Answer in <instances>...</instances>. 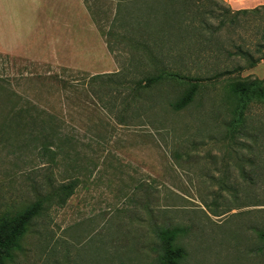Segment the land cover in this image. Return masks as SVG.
I'll list each match as a JSON object with an SVG mask.
<instances>
[{"label":"rangeland","instance_id":"obj_1","mask_svg":"<svg viewBox=\"0 0 264 264\" xmlns=\"http://www.w3.org/2000/svg\"><path fill=\"white\" fill-rule=\"evenodd\" d=\"M263 5L85 0L88 52L80 38L55 62L0 52V77L60 123V140L48 151L25 142L27 133L0 140V217L50 186L78 182L64 207L52 206L31 224L5 264H156L157 234L167 228L184 231L176 242L186 253L182 264H264V139L231 136L239 121L247 130L264 128V104L252 101L238 120L227 96L231 83L264 80V49L254 47L264 11L219 28L223 11ZM236 45L262 60L249 68L233 55ZM16 50L40 51L27 39ZM161 68L187 78L145 86ZM116 73L129 87L116 103L91 92L107 84L92 77ZM59 81L89 93L59 96ZM194 84L192 103L174 111Z\"/></svg>","mask_w":264,"mask_h":264},{"label":"trees","instance_id":"obj_2","mask_svg":"<svg viewBox=\"0 0 264 264\" xmlns=\"http://www.w3.org/2000/svg\"><path fill=\"white\" fill-rule=\"evenodd\" d=\"M262 11H264V5L252 10L223 11L220 16L219 28H223L226 24L237 28L241 25V19H248L249 16H258ZM228 17L229 22H227ZM259 38L260 42L254 47L258 53H262L264 49V26ZM233 48V55L245 60L249 68H254L262 60V58L254 59L251 49L245 46L236 45ZM29 64L31 67L34 66L32 63ZM107 76V78L105 75L92 77L91 82L107 79V84L99 88L98 91L93 87L90 88L95 96L101 98L105 96L114 104L123 97L122 91L128 90L129 87L125 84L120 85L122 83L118 79L120 78L119 73ZM186 78L179 73L168 72L166 69L161 68L158 75L146 79L145 86L150 87L163 80L183 81ZM36 79L38 81L41 80L37 76ZM51 81L57 82L58 79L54 77ZM10 82V78L4 79L0 77V140L5 142L6 134H13L19 137L27 133L28 139L25 142L32 145L38 144L42 150L48 151L54 145L55 140H60V123L52 115L40 111L33 100L19 94ZM15 85L18 86V83ZM122 86L124 89H120ZM58 87V95L67 99H70L71 96L75 97L89 93L83 84L78 86L69 81H59ZM197 92L198 85H192L180 99L171 105V108L174 111L183 110L192 103ZM227 96L237 106L238 120L242 119L243 110L249 103L258 101L264 104V80L231 83L227 90ZM129 98L130 96L125 97L122 103L124 106L129 102L127 101ZM240 122L234 126L232 137H236L239 134L242 139L245 138L247 141L252 142H257L259 137L264 139V128L247 130L240 127ZM244 144L247 145L246 142ZM77 185V181H71L66 184L50 186L48 193L38 196L35 201L27 204L18 212L6 213L0 217V264H5L13 259L14 253L20 250V243L35 220L40 218L52 206L62 208L66 205L67 201L74 195ZM183 233L184 231L179 228H167L158 232L159 252L156 264H182L186 253L176 242ZM261 238L264 239V235Z\"/></svg>","mask_w":264,"mask_h":264},{"label":"crops","instance_id":"obj_3","mask_svg":"<svg viewBox=\"0 0 264 264\" xmlns=\"http://www.w3.org/2000/svg\"><path fill=\"white\" fill-rule=\"evenodd\" d=\"M90 26L82 0H0V39H8V44H0L3 53L37 59L46 54L55 62L53 58L57 61L74 48L76 38L88 52ZM25 39L30 45L34 41L39 45L37 56H31L28 50L18 53L16 46Z\"/></svg>","mask_w":264,"mask_h":264}]
</instances>
